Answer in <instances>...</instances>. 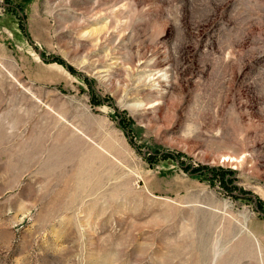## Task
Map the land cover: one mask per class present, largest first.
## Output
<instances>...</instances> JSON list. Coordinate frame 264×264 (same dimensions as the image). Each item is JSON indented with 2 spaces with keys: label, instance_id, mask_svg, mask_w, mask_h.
<instances>
[{
  "label": "rangeland",
  "instance_id": "obj_1",
  "mask_svg": "<svg viewBox=\"0 0 264 264\" xmlns=\"http://www.w3.org/2000/svg\"><path fill=\"white\" fill-rule=\"evenodd\" d=\"M0 264H264V0H0Z\"/></svg>",
  "mask_w": 264,
  "mask_h": 264
},
{
  "label": "bare ground",
  "instance_id": "obj_2",
  "mask_svg": "<svg viewBox=\"0 0 264 264\" xmlns=\"http://www.w3.org/2000/svg\"><path fill=\"white\" fill-rule=\"evenodd\" d=\"M223 161H228V162H229V161H233V160H231L230 157H224V158H223Z\"/></svg>",
  "mask_w": 264,
  "mask_h": 264
}]
</instances>
